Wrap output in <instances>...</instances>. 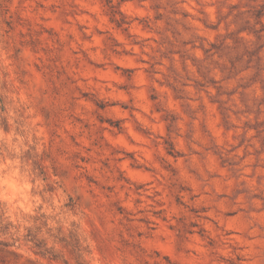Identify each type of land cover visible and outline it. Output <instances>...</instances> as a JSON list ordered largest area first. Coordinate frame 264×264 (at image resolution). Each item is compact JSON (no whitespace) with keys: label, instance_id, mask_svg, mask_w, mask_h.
I'll list each match as a JSON object with an SVG mask.
<instances>
[{"label":"rangeland","instance_id":"obj_1","mask_svg":"<svg viewBox=\"0 0 264 264\" xmlns=\"http://www.w3.org/2000/svg\"><path fill=\"white\" fill-rule=\"evenodd\" d=\"M0 264H264V0H0Z\"/></svg>","mask_w":264,"mask_h":264}]
</instances>
